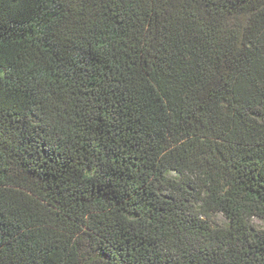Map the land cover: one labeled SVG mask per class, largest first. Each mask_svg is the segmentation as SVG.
I'll return each mask as SVG.
<instances>
[{
    "label": "trees",
    "instance_id": "trees-1",
    "mask_svg": "<svg viewBox=\"0 0 264 264\" xmlns=\"http://www.w3.org/2000/svg\"><path fill=\"white\" fill-rule=\"evenodd\" d=\"M254 218L264 0H0V264H264Z\"/></svg>",
    "mask_w": 264,
    "mask_h": 264
},
{
    "label": "rangeland",
    "instance_id": "rangeland-1",
    "mask_svg": "<svg viewBox=\"0 0 264 264\" xmlns=\"http://www.w3.org/2000/svg\"><path fill=\"white\" fill-rule=\"evenodd\" d=\"M167 175L175 180H179L181 178L180 175L175 172H168ZM228 224H229L228 220L222 214L217 213L212 215L211 225L213 228L224 227L227 226ZM250 225L252 227V232L254 236L264 231V220L261 218H254L250 222Z\"/></svg>",
    "mask_w": 264,
    "mask_h": 264
}]
</instances>
